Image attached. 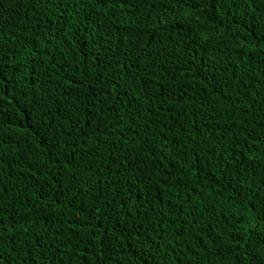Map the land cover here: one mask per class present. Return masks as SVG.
<instances>
[{
    "label": "trees",
    "instance_id": "obj_1",
    "mask_svg": "<svg viewBox=\"0 0 264 264\" xmlns=\"http://www.w3.org/2000/svg\"><path fill=\"white\" fill-rule=\"evenodd\" d=\"M0 264H264V0H0Z\"/></svg>",
    "mask_w": 264,
    "mask_h": 264
}]
</instances>
